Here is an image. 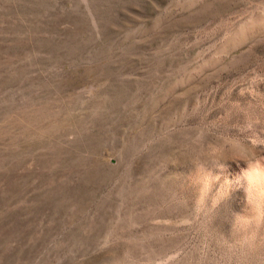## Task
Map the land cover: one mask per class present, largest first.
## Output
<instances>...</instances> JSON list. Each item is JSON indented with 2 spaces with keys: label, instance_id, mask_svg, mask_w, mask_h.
I'll list each match as a JSON object with an SVG mask.
<instances>
[{
  "label": "rangeland",
  "instance_id": "rangeland-1",
  "mask_svg": "<svg viewBox=\"0 0 264 264\" xmlns=\"http://www.w3.org/2000/svg\"><path fill=\"white\" fill-rule=\"evenodd\" d=\"M0 264H264V0H0Z\"/></svg>",
  "mask_w": 264,
  "mask_h": 264
}]
</instances>
